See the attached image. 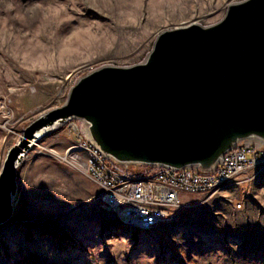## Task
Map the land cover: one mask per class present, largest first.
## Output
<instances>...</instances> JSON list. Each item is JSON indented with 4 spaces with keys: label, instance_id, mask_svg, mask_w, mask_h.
Wrapping results in <instances>:
<instances>
[{
    "label": "rangeland",
    "instance_id": "obj_1",
    "mask_svg": "<svg viewBox=\"0 0 264 264\" xmlns=\"http://www.w3.org/2000/svg\"><path fill=\"white\" fill-rule=\"evenodd\" d=\"M238 1L0 0V167L26 124L62 105L80 76L143 62L162 31L213 24ZM75 139L55 128L18 166L0 264H264V172L210 197L184 195L148 231L119 228L100 187L66 157Z\"/></svg>",
    "mask_w": 264,
    "mask_h": 264
},
{
    "label": "water",
    "instance_id": "obj_2",
    "mask_svg": "<svg viewBox=\"0 0 264 264\" xmlns=\"http://www.w3.org/2000/svg\"><path fill=\"white\" fill-rule=\"evenodd\" d=\"M72 119L112 163L212 172L243 144L264 149V0L228 4L217 22L156 37L143 62L80 76L64 103L21 131L0 167V226L11 222L17 168L44 135Z\"/></svg>",
    "mask_w": 264,
    "mask_h": 264
},
{
    "label": "built area",
    "instance_id": "obj_3",
    "mask_svg": "<svg viewBox=\"0 0 264 264\" xmlns=\"http://www.w3.org/2000/svg\"><path fill=\"white\" fill-rule=\"evenodd\" d=\"M66 125L76 138L70 155L67 150L68 161L100 187L99 201L114 214L119 228L148 231L166 219L170 210L182 206L184 195L210 197L264 172V149L243 144L226 152L212 172L148 167L133 173L108 160L88 139L80 120ZM81 155L84 161L78 165Z\"/></svg>",
    "mask_w": 264,
    "mask_h": 264
}]
</instances>
